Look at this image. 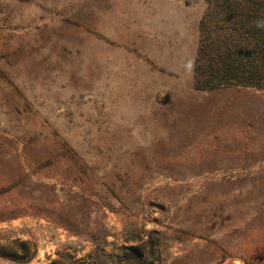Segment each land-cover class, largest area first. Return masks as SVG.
Returning a JSON list of instances; mask_svg holds the SVG:
<instances>
[{
  "label": "rangeland",
  "instance_id": "obj_1",
  "mask_svg": "<svg viewBox=\"0 0 264 264\" xmlns=\"http://www.w3.org/2000/svg\"><path fill=\"white\" fill-rule=\"evenodd\" d=\"M207 8L0 0V264H264V90L196 87Z\"/></svg>",
  "mask_w": 264,
  "mask_h": 264
},
{
  "label": "trees",
  "instance_id": "obj_2",
  "mask_svg": "<svg viewBox=\"0 0 264 264\" xmlns=\"http://www.w3.org/2000/svg\"><path fill=\"white\" fill-rule=\"evenodd\" d=\"M196 87L264 90V0H207Z\"/></svg>",
  "mask_w": 264,
  "mask_h": 264
},
{
  "label": "water",
  "instance_id": "obj_3",
  "mask_svg": "<svg viewBox=\"0 0 264 264\" xmlns=\"http://www.w3.org/2000/svg\"><path fill=\"white\" fill-rule=\"evenodd\" d=\"M236 264V263H235Z\"/></svg>",
  "mask_w": 264,
  "mask_h": 264
}]
</instances>
